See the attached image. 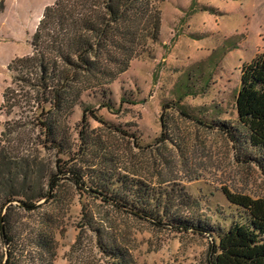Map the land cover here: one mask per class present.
<instances>
[{"label": "rangeland", "instance_id": "374dc122", "mask_svg": "<svg viewBox=\"0 0 264 264\" xmlns=\"http://www.w3.org/2000/svg\"><path fill=\"white\" fill-rule=\"evenodd\" d=\"M53 2L5 0L0 12V136L7 120L14 127L26 122L11 142L0 140V149L7 145L23 167L30 165L32 187L48 190L57 160L71 170L34 210L18 207L19 200L1 210L14 206L13 248L22 255L16 264H113L97 227L104 243L127 246L139 264H209L221 232L252 222L227 191L264 199V148L251 144L236 111L242 66L264 53V0H156L159 40L149 41L114 81L83 90L71 111L61 113L65 152L34 126L24 102L9 114L3 106V92L13 84L8 64L32 52L33 34ZM76 181L107 194H135L143 186L153 198L138 205L145 212L198 229L153 225Z\"/></svg>", "mask_w": 264, "mask_h": 264}, {"label": "trees", "instance_id": "16d2710c", "mask_svg": "<svg viewBox=\"0 0 264 264\" xmlns=\"http://www.w3.org/2000/svg\"><path fill=\"white\" fill-rule=\"evenodd\" d=\"M4 2L0 0V12ZM161 26L162 12L156 0H54L46 6L33 34L32 52L17 56L8 64L13 86H7L3 92L6 113H11L24 102L21 106L28 107L34 114L31 121L34 126L44 128L49 141L60 152L67 151L58 137L61 113L71 111L83 90L105 86L125 72L131 61L146 49L144 47L149 41L159 40ZM236 111L239 123L248 131L251 144L264 148V53L257 54L242 66ZM86 113L85 109L84 119ZM25 124L21 121L14 127L7 120L0 140L11 142L12 134ZM163 137H166L165 131ZM61 161L57 160L56 170L47 175L48 190L42 185L32 187L27 185L30 165L25 162L23 167L8 151L7 145L1 147L0 264H16L22 256L13 248L10 211L14 206L9 204L3 215L1 210L14 199L21 202L18 207L34 210L40 199L53 192L60 176L65 177L71 171L63 168ZM21 175L24 182L16 186L14 182ZM74 183L78 188L92 192L93 196L102 197L114 207L153 225L169 224L187 230L196 228L179 217L166 221L160 214L145 212L138 205H149L153 198L144 196L143 186L135 194L119 190L115 194H107L109 192L100 186L85 187L84 182ZM227 197L247 208L252 222L235 223L221 232L219 244L214 243L209 264H264V199H253L230 191H227ZM93 222L96 224L97 221L88 220L90 226H94ZM97 231L100 248L115 256L113 264H139L127 246L104 243L105 231L99 227Z\"/></svg>", "mask_w": 264, "mask_h": 264}, {"label": "water", "instance_id": "95a60500", "mask_svg": "<svg viewBox=\"0 0 264 264\" xmlns=\"http://www.w3.org/2000/svg\"><path fill=\"white\" fill-rule=\"evenodd\" d=\"M13 201H14V202H17L18 200H17V199H14V200H12L11 202H13Z\"/></svg>", "mask_w": 264, "mask_h": 264}]
</instances>
